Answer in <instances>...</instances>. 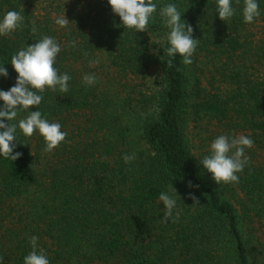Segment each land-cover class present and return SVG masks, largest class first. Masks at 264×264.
<instances>
[{
  "label": "trees",
  "instance_id": "trees-1",
  "mask_svg": "<svg viewBox=\"0 0 264 264\" xmlns=\"http://www.w3.org/2000/svg\"><path fill=\"white\" fill-rule=\"evenodd\" d=\"M25 1L32 2L0 0V14L9 6L23 16L21 28L0 36V64L11 87L12 55L43 35L56 39L62 50L54 67L70 75L69 91L46 88L38 108L67 135L52 151H40L44 183L32 136L18 130L20 156H0V264H22L33 235L50 264H264V244L253 249L245 223L250 211L264 220V163L248 158L238 183L215 184L186 136L192 117L206 118L249 131L264 146V2L247 24L242 0H233L236 14L226 22L215 16L214 0H154L157 13L146 31L134 32L106 0H50L46 9L55 11L38 20ZM169 2L184 11L198 39L190 65L179 56L169 65L163 55L166 28L158 13ZM60 14L69 21L64 27L55 23ZM199 57L218 61L208 78L201 60L196 68ZM85 74L96 76L93 86L83 84ZM70 122L78 130L74 142ZM39 138L37 152L45 147ZM126 155L134 158L126 163ZM162 191L186 210L177 216L176 208L167 222L160 219ZM9 218L17 225L6 224Z\"/></svg>",
  "mask_w": 264,
  "mask_h": 264
},
{
  "label": "clouds",
  "instance_id": "clouds-1",
  "mask_svg": "<svg viewBox=\"0 0 264 264\" xmlns=\"http://www.w3.org/2000/svg\"><path fill=\"white\" fill-rule=\"evenodd\" d=\"M111 12L119 17L120 25L124 29L134 32L146 31L149 22L157 13V3L154 0H106ZM241 0H237L240 3ZM264 0H242L240 14L244 23L251 24L260 16V3ZM215 16L221 21H229L235 14L233 0H214ZM182 12L176 2H169L159 9L158 15L163 20L166 28V47H163V55L166 53L170 65L177 56L184 65L192 64L193 54L196 50L198 39L192 38V27L183 20ZM55 23L64 27L69 21L64 14L57 17ZM23 26L21 12L9 10L0 15V36L16 31ZM33 32L36 31L33 25ZM61 45L52 36L43 35L34 44L21 47L10 59V64L15 72V83L7 90L0 89V156L16 160L19 152L14 149L17 146V131L25 138H30L35 132L44 141V150L52 151L65 140L67 133L62 131L59 122H50L42 115L38 106L43 100L42 93L47 89L67 93L69 91L68 73H60L54 67L56 57L61 52ZM0 64V78H7L8 70ZM97 81L94 74H85L82 82L86 87L93 86ZM35 107V111H30ZM19 112H27V115L16 120ZM15 121L14 123H10ZM7 122V123H6ZM249 136H229L220 134L214 137L208 145V154L204 155L199 164L204 172L210 174V179L215 184L238 183L239 176L248 164L245 150L253 145ZM134 157L124 156L127 163ZM190 187H194L189 184ZM175 196H178L172 188ZM194 202H198L192 192L187 193ZM174 195L162 191L158 195L159 202L163 205V215L160 219L167 222L173 216L177 208V200ZM180 198V197H179ZM181 201V200H180ZM178 216V212L176 213ZM29 251L22 258V264H50L47 254L40 249L38 237H29Z\"/></svg>",
  "mask_w": 264,
  "mask_h": 264
},
{
  "label": "rangeland",
  "instance_id": "rangeland-1",
  "mask_svg": "<svg viewBox=\"0 0 264 264\" xmlns=\"http://www.w3.org/2000/svg\"><path fill=\"white\" fill-rule=\"evenodd\" d=\"M49 2H50V0L49 1L48 0H32V2H30V4H29V3H27V1H25V3H27L26 6L29 9V13H31L33 16V19H36V20H38L40 17H42V15H44V13L46 11H50V12L55 11V9H54V11L51 10L50 8L46 9V6L49 5ZM23 7H24V4H21L19 9H23ZM9 10H13V9H10L9 6H4L2 13L0 15H3V13H5ZM62 12H64V11H61L60 13H62ZM51 15L55 16L54 13H51ZM254 28H255L254 32L256 34V39L254 41L258 42L260 37H261V35H260L261 29L258 25H256ZM200 60H201V63L198 64V62ZM208 61H209V59H204L203 57H199L198 61H196V68H197V64H198V65H200V67H203L204 70H206L205 71L206 78H208V76H211V71H213L214 66L216 64H218V61H215V60L214 61L212 60L209 62ZM154 74L155 73H153V75ZM10 82H11V80L9 81L8 76H7V78H0V89L7 90L8 88H10V86H9ZM204 83H206L205 80H204ZM149 84L151 86H153V78H151V81ZM0 103H2V102H0ZM26 115H27L26 112H19L16 120L22 119ZM83 118L84 117L80 116L78 121H81ZM12 122L14 123L15 121H12ZM70 126H71L70 128L72 129V134H73L72 140H73V142L77 141L78 140V130H77V128L72 126L71 122H70ZM83 126H85L84 123H83ZM220 134H228L229 136L244 135V136L250 137L249 131H247L246 133L241 132V131H234V130L230 131L229 129L225 128L223 125H219L216 120H210L209 121L206 118L192 117L189 120L188 126H187V135H186L187 136V143H188L190 149L192 150V152L194 153L195 157L200 160L204 155L208 154V145L211 142V140ZM38 137H40V136L34 132L32 135L33 139L31 140V143L33 142V153H34V157H35V168L37 169V171L39 173V178H41L40 179L41 183H44V181L46 180V174L43 171V167L45 168V170H46V167H45L44 161L42 160L43 153L40 151L44 152L45 150L40 149L37 152L36 146L34 148L35 141L37 140ZM39 139H41L42 142L44 143V141L41 137ZM36 152H37V154H35ZM245 155L248 158H253V161L256 163H264V146H260V143L254 142L251 148L245 150ZM39 187H40V185L33 187L35 192L38 190ZM183 208H185V207H178L177 208V209L181 210V212H179L178 215H180V213L186 211ZM190 212L191 211H189L187 213L189 214ZM249 217H251V219L253 218L251 211H250L248 216L246 215V222L245 223L250 226V230L247 231V234L249 235V238L251 239L252 247L255 250V248L258 249L260 247L259 246L260 243L264 244V220L260 222L257 220V218L254 217L249 222ZM7 221L8 222L6 224H8V225H17L15 219L12 220L11 218H9ZM251 252H252V250H251ZM228 261L229 260L225 261L224 264H226ZM2 262L7 263V260L4 259ZM161 263L172 264V262H166V261L161 262ZM179 263L180 262H177L176 264H179Z\"/></svg>",
  "mask_w": 264,
  "mask_h": 264
}]
</instances>
